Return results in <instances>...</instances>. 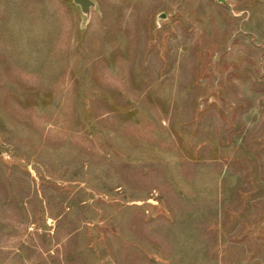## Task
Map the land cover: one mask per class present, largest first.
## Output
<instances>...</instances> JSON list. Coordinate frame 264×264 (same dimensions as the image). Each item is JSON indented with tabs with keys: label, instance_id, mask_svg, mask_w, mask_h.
I'll return each instance as SVG.
<instances>
[{
	"label": "rangeland",
	"instance_id": "rangeland-1",
	"mask_svg": "<svg viewBox=\"0 0 264 264\" xmlns=\"http://www.w3.org/2000/svg\"><path fill=\"white\" fill-rule=\"evenodd\" d=\"M0 0V264H264V0Z\"/></svg>",
	"mask_w": 264,
	"mask_h": 264
},
{
	"label": "water",
	"instance_id": "water-1",
	"mask_svg": "<svg viewBox=\"0 0 264 264\" xmlns=\"http://www.w3.org/2000/svg\"><path fill=\"white\" fill-rule=\"evenodd\" d=\"M221 2H225V0H219ZM75 4H77L84 15L87 17L90 15L91 9L95 6L94 0H74Z\"/></svg>",
	"mask_w": 264,
	"mask_h": 264
}]
</instances>
